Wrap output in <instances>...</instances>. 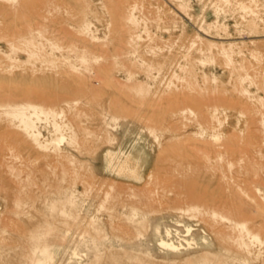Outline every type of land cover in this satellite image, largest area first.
I'll return each mask as SVG.
<instances>
[{"label":"rangeland","instance_id":"374dc122","mask_svg":"<svg viewBox=\"0 0 264 264\" xmlns=\"http://www.w3.org/2000/svg\"><path fill=\"white\" fill-rule=\"evenodd\" d=\"M0 264H264V0H0Z\"/></svg>","mask_w":264,"mask_h":264},{"label":"bare ground","instance_id":"6f19581e","mask_svg":"<svg viewBox=\"0 0 264 264\" xmlns=\"http://www.w3.org/2000/svg\"><path fill=\"white\" fill-rule=\"evenodd\" d=\"M114 167L119 173H121L126 168L125 163L121 159H115L114 160ZM165 245L168 246L167 244H165ZM75 255H78L77 251L75 252Z\"/></svg>","mask_w":264,"mask_h":264}]
</instances>
